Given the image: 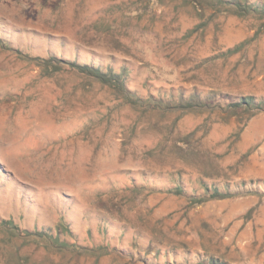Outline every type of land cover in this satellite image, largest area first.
<instances>
[{"label":"rangeland","instance_id":"rangeland-1","mask_svg":"<svg viewBox=\"0 0 264 264\" xmlns=\"http://www.w3.org/2000/svg\"><path fill=\"white\" fill-rule=\"evenodd\" d=\"M0 40V264H264V110L144 101L264 97L263 14L205 0H0ZM90 52L124 64L139 100L42 60ZM171 175L228 183L229 196L198 204L154 188ZM57 228L66 247L20 236Z\"/></svg>","mask_w":264,"mask_h":264},{"label":"trees","instance_id":"trees-1","mask_svg":"<svg viewBox=\"0 0 264 264\" xmlns=\"http://www.w3.org/2000/svg\"><path fill=\"white\" fill-rule=\"evenodd\" d=\"M214 5H222L228 8L229 10L234 11L236 14H247L250 12L263 14L264 15V4H260L258 1L249 2V0H205ZM0 44L4 47L7 46L5 42H1ZM7 48V47H6ZM78 55V53L76 52ZM92 52H90V60L89 61H79L77 57L73 59H65L62 56L58 55H50L47 58H43L42 60L47 64H52V61L56 62L54 67L61 66L62 64H67L69 69L75 70L79 72V74L84 75L87 78H92L100 82L101 84L108 85L110 87H114L123 98H130L133 101H138L139 98L133 95L131 90L127 87V77H128V68L123 64L122 68L115 69L112 65V62L109 60L105 61V64L100 63L99 61H92V57L99 59L103 62L104 59L102 57L92 56ZM102 59V60H101ZM151 97V98H150ZM146 101V105L150 107H159V108H193V107H218L223 110H229L230 112H238L241 110H245L246 112L255 111V110H264V97H256L254 95H238V96H230L229 94L218 91L211 90L204 95L198 94L196 91L192 92L187 97H183L180 95L179 97H175L171 93H167L166 95H161L158 97H152V95L146 97L144 99ZM252 114V113H250ZM143 175V179L145 182L148 179ZM159 180V179H158ZM199 188L188 185L186 182H182L178 180L174 175L169 177V182L163 185H155L154 188L156 190H161L162 192L178 194V195H186L189 200L193 203H203L212 199H222L226 198L229 195V184L228 183H209L204 179H200ZM193 184V183H192ZM189 186L191 189H188ZM3 226L13 231V229L18 230L17 225H11L12 222L8 219H3ZM64 230H68L66 225H62L60 227ZM58 229V228H57ZM10 231V232H11ZM9 232V231H8ZM9 232V233H10ZM17 234V233H13ZM20 236L25 238H31V236H36L44 241H49L50 243L56 244L58 247H66L65 245L70 244L69 241H60L59 239V229L50 231V230H40L37 232H30L28 230H24L20 232ZM72 244V243H71ZM103 249V247H99ZM159 252L157 251V254ZM166 256V255H165ZM166 264L168 263V257L166 256L165 260ZM196 264H225L222 259L208 256L199 258Z\"/></svg>","mask_w":264,"mask_h":264}]
</instances>
